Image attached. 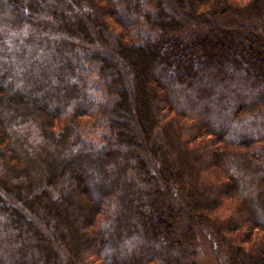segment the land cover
<instances>
[{
  "label": "trees",
  "instance_id": "1",
  "mask_svg": "<svg viewBox=\"0 0 264 264\" xmlns=\"http://www.w3.org/2000/svg\"><path fill=\"white\" fill-rule=\"evenodd\" d=\"M262 18L264 0H0V264H197V231L264 264Z\"/></svg>",
  "mask_w": 264,
  "mask_h": 264
},
{
  "label": "rangeland",
  "instance_id": "2",
  "mask_svg": "<svg viewBox=\"0 0 264 264\" xmlns=\"http://www.w3.org/2000/svg\"><path fill=\"white\" fill-rule=\"evenodd\" d=\"M255 29L264 35V18L255 21L252 24ZM197 32L195 29L187 28L184 32L185 35L189 33ZM95 92H101L103 89L102 82L95 80L93 85ZM103 97V95L99 94ZM82 139L97 146H101L104 143V129L96 126H84L81 128ZM195 252L197 254V264H228L224 253L220 252L212 237L197 231L196 241L194 245Z\"/></svg>",
  "mask_w": 264,
  "mask_h": 264
}]
</instances>
